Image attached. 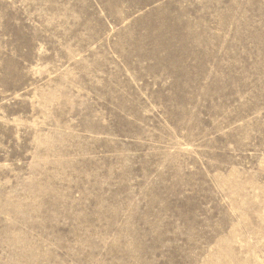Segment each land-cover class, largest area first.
<instances>
[{"label": "rangeland", "instance_id": "1", "mask_svg": "<svg viewBox=\"0 0 264 264\" xmlns=\"http://www.w3.org/2000/svg\"><path fill=\"white\" fill-rule=\"evenodd\" d=\"M0 264H264V0H0Z\"/></svg>", "mask_w": 264, "mask_h": 264}]
</instances>
